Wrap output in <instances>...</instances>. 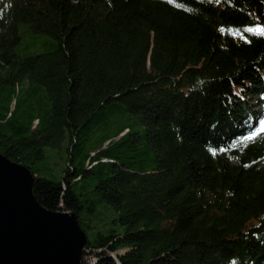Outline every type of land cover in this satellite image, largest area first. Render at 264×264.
I'll return each mask as SVG.
<instances>
[{"label": "trees", "instance_id": "obj_1", "mask_svg": "<svg viewBox=\"0 0 264 264\" xmlns=\"http://www.w3.org/2000/svg\"><path fill=\"white\" fill-rule=\"evenodd\" d=\"M22 23L57 47L20 55ZM260 27L264 0H0V152L87 264H264Z\"/></svg>", "mask_w": 264, "mask_h": 264}, {"label": "water", "instance_id": "obj_2", "mask_svg": "<svg viewBox=\"0 0 264 264\" xmlns=\"http://www.w3.org/2000/svg\"><path fill=\"white\" fill-rule=\"evenodd\" d=\"M34 179L0 152V264H83L88 236L77 213L42 205Z\"/></svg>", "mask_w": 264, "mask_h": 264}, {"label": "rangeland", "instance_id": "obj_3", "mask_svg": "<svg viewBox=\"0 0 264 264\" xmlns=\"http://www.w3.org/2000/svg\"><path fill=\"white\" fill-rule=\"evenodd\" d=\"M264 31L263 27H260ZM20 33H21V40L16 46V50L20 55H28V54H34L39 52H46L50 50H54L58 45V40L50 35L47 34H41V33H34L30 30L27 23H22L20 25ZM262 128H264V120L262 121ZM48 154H50L53 157H57L58 159H61V156L66 152L64 148H48L47 150ZM43 159L38 160V162H42ZM85 181L88 183H92L90 178H86ZM90 188L89 186H86V189ZM102 204V203H100ZM112 212H116L114 207L110 204L106 205V209H103V214H105L106 217L112 218ZM92 229H89L88 236L93 237ZM85 249V248H84ZM85 253H83L82 256V263H92L96 261L98 251L97 249L91 250L90 248H86ZM124 252V249L120 250L119 253ZM115 255L117 253H114Z\"/></svg>", "mask_w": 264, "mask_h": 264}]
</instances>
